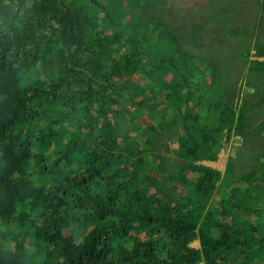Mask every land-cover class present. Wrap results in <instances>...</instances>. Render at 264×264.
<instances>
[{
	"label": "trees",
	"instance_id": "16d2710c",
	"mask_svg": "<svg viewBox=\"0 0 264 264\" xmlns=\"http://www.w3.org/2000/svg\"><path fill=\"white\" fill-rule=\"evenodd\" d=\"M145 1L0 0V264H264V88L237 111L211 71L209 82L192 76L197 55L190 67L161 54L162 41L175 42L165 25L119 14ZM160 117L189 161L174 175L149 155ZM123 123L141 148L104 141ZM235 124L258 157L249 151L246 187L230 190L221 214L207 205L220 173L198 162ZM156 175L179 187L147 193Z\"/></svg>",
	"mask_w": 264,
	"mask_h": 264
},
{
	"label": "rangeland",
	"instance_id": "374dc122",
	"mask_svg": "<svg viewBox=\"0 0 264 264\" xmlns=\"http://www.w3.org/2000/svg\"><path fill=\"white\" fill-rule=\"evenodd\" d=\"M99 1L108 3L111 0ZM122 12L125 19L135 15L141 23L154 22L159 25L155 28L157 32L163 31L160 25H165V28L170 31L169 34L175 37V42L162 41L161 54L164 51H173L178 55L177 58L181 64L190 67L193 65L191 61L194 58L193 55H197L196 58L199 61L196 62V70L191 73L192 76L194 75L199 82L205 79L209 82L211 76L207 74V69L211 71L214 80L219 82L226 93L227 102L232 100L242 102L237 105V111L242 112V104H244V112H247L252 103L257 101L263 93L264 65L262 63L264 56L259 57L257 52L258 49L264 50V0H147L132 5L124 3L119 14ZM101 14L99 13L96 17L102 21ZM115 20L117 21L118 18L116 17ZM124 28L128 34L136 29L141 32L137 23H128ZM101 33L109 37L110 34L114 37L117 35L112 26L102 27ZM149 34L152 35V33ZM153 38L157 39L158 36L155 35ZM130 45L129 43L118 45L117 41H113L109 47L113 50L124 51L130 49ZM254 61L257 63L254 64ZM251 95L255 98L247 101ZM243 97L245 98L242 101ZM245 101L247 102L244 103ZM113 107L117 108L116 105L111 106ZM105 113L95 112L94 114L100 115L99 118L103 119ZM157 120V125L153 126L156 138H153V142L148 146L149 155L156 163L164 166L163 170L169 173L168 175H174L175 168L189 166V161L182 157L178 144L173 141L172 134L176 133V127L170 125L167 122L169 120H166L167 123L164 124L165 122H162L164 119L161 117ZM236 126L237 124L231 129L227 128L216 139L217 145L213 148V152L209 155L204 152V156L201 157L202 161L200 159L198 162L220 173L217 191L210 197L207 205L212 203L214 207L212 209L218 210L221 214L227 205V201L224 200L230 195V190L246 187L244 182L238 181L250 166V161L247 159L249 151L252 156L254 154L258 157L254 142H245L242 137L243 133L238 131ZM136 135L137 133L129 124L123 123L114 126L104 141L120 143L124 140L125 143H138V147L141 148L143 139H139ZM112 153L115 154L116 150L113 149ZM146 155L148 156L147 152ZM205 156L207 157L204 158ZM209 156H214L215 159L212 160ZM198 163L195 162V164ZM184 173H187V169ZM143 175L149 174L142 171L139 177ZM134 176L136 178V174ZM194 176L191 173L186 175L188 178ZM153 178L160 184L151 183L149 185L147 193L151 195L159 194L158 191L161 194L162 190L171 188L172 185L179 187L170 177L168 183H162L163 177L158 175ZM228 209L234 212L231 207ZM242 217L244 218L245 215ZM220 218L225 222L229 219L225 215H221ZM237 220L241 221L240 218ZM200 225V222H196L197 229L189 240V244L195 248L201 246L203 240Z\"/></svg>",
	"mask_w": 264,
	"mask_h": 264
},
{
	"label": "clouds",
	"instance_id": "9594fccd",
	"mask_svg": "<svg viewBox=\"0 0 264 264\" xmlns=\"http://www.w3.org/2000/svg\"><path fill=\"white\" fill-rule=\"evenodd\" d=\"M96 151H97V152H99V150H98V149H97Z\"/></svg>",
	"mask_w": 264,
	"mask_h": 264
},
{
	"label": "bare ground",
	"instance_id": "6f19581e",
	"mask_svg": "<svg viewBox=\"0 0 264 264\" xmlns=\"http://www.w3.org/2000/svg\"><path fill=\"white\" fill-rule=\"evenodd\" d=\"M196 27V26H195ZM198 27V26H197Z\"/></svg>",
	"mask_w": 264,
	"mask_h": 264
}]
</instances>
